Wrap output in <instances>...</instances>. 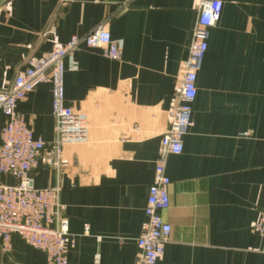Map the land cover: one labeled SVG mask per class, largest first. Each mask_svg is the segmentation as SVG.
I'll list each match as a JSON object with an SVG mask.
<instances>
[{
    "label": "crops",
    "instance_id": "obj_1",
    "mask_svg": "<svg viewBox=\"0 0 264 264\" xmlns=\"http://www.w3.org/2000/svg\"><path fill=\"white\" fill-rule=\"evenodd\" d=\"M196 78L180 154L165 170L170 225L156 264H264L250 230L264 205V0H220ZM199 0H6L0 6V91L30 58L103 24L120 47L80 45L64 58V104L88 122L84 142L65 143L58 168L44 163L55 138L52 89L37 85L16 109L45 143L31 174L59 186L74 245L68 264H138L135 244L148 187L176 104ZM0 181L15 180L0 175ZM0 262L46 264L17 235ZM97 258V259H96Z\"/></svg>",
    "mask_w": 264,
    "mask_h": 264
},
{
    "label": "built area",
    "instance_id": "obj_2",
    "mask_svg": "<svg viewBox=\"0 0 264 264\" xmlns=\"http://www.w3.org/2000/svg\"><path fill=\"white\" fill-rule=\"evenodd\" d=\"M221 13L220 0H199L193 37L176 96V104L166 111L167 127L160 137V151L154 165L152 183L148 187L144 207L142 232L136 238L138 264H156L164 253L170 225L161 212L169 207L167 187L170 183L165 164L168 155L182 152V136L187 132L191 105L196 96V78L207 50L209 30ZM80 45L102 48L109 59L120 58V47L103 24L82 36H72L56 42L51 50L30 58L17 73L9 87L0 91V175L12 177V184L0 181V250L11 251V237L17 235L40 250L46 264H68V250L74 245L67 219L59 202V186L37 188L31 174L42 159L45 143L35 137L17 111V103L34 88L51 84L55 138L44 163L59 167L61 149L65 143L84 142L88 137L86 118L64 104V58ZM250 230L264 239V205ZM97 259V258H96ZM0 264H13L10 260Z\"/></svg>",
    "mask_w": 264,
    "mask_h": 264
},
{
    "label": "water",
    "instance_id": "obj_3",
    "mask_svg": "<svg viewBox=\"0 0 264 264\" xmlns=\"http://www.w3.org/2000/svg\"><path fill=\"white\" fill-rule=\"evenodd\" d=\"M6 0H0V6L5 2Z\"/></svg>",
    "mask_w": 264,
    "mask_h": 264
}]
</instances>
